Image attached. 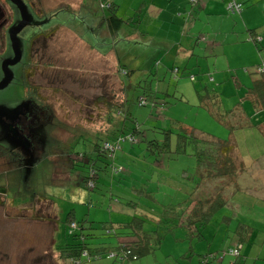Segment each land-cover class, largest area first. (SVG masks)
Segmentation results:
<instances>
[{
	"label": "rangeland",
	"instance_id": "rangeland-1",
	"mask_svg": "<svg viewBox=\"0 0 264 264\" xmlns=\"http://www.w3.org/2000/svg\"><path fill=\"white\" fill-rule=\"evenodd\" d=\"M30 1L40 16L28 11L29 21L18 32L20 56L8 65L10 79L0 88V116L14 121L28 80L40 96L32 103L54 108L55 126L48 130L51 141L39 137L42 143L18 152L19 161L15 152H0V264H64L59 249L75 242L67 233L68 214L101 228L95 231L99 238L105 226L130 228L138 222L160 237L150 246L155 235L143 233L148 251L136 260L103 255L80 264H264V106L258 110L251 102L264 98V75L255 73L264 62V0H235L239 14L223 8L209 16L195 4L189 7L191 18L156 24L152 11L138 2L113 35L105 25L97 34L90 31L95 18L108 16L97 0ZM131 1L122 0L116 15L132 13ZM190 19L197 21L194 38L180 32ZM56 24L47 35V27ZM33 29L41 36L29 61L26 38ZM247 29L260 41L254 44ZM12 53L10 44L0 53V79L1 64ZM251 77H262V83L255 85ZM137 97L146 104L138 106ZM133 120L142 133L131 143L121 142L108 157L92 150L93 144L114 140L117 130L129 131ZM190 132L226 141L231 173L214 171L213 179L205 157L174 155L177 134ZM77 152L83 153L82 162L93 161V183L82 178L93 169L70 168ZM197 162L206 176L198 173ZM186 197L187 204L197 202L194 234L182 222L190 209ZM207 197L214 205L206 220L200 211L207 208ZM239 240V255L227 254Z\"/></svg>",
	"mask_w": 264,
	"mask_h": 264
},
{
	"label": "trees",
	"instance_id": "trees-1",
	"mask_svg": "<svg viewBox=\"0 0 264 264\" xmlns=\"http://www.w3.org/2000/svg\"><path fill=\"white\" fill-rule=\"evenodd\" d=\"M199 0H196L195 3L190 4L187 0L186 2L188 3V5L191 7L193 5H197ZM107 4V3H106ZM229 4H236L238 5V10L236 11V9L234 7H232V9H230L228 7ZM116 6V5H115ZM115 6H113L111 3H108L104 8L107 9L108 11V16L106 17H97L95 18V20L93 21V25L91 26V28L93 30H90L92 33L94 32L95 34H97L98 32V27L102 28V20H110V21H114L115 25H119L121 23H123V20H121L120 18L115 16ZM101 8L100 9H104ZM224 8L226 10V12L228 14H239L241 9V5L240 3L236 2L235 0L230 1L228 0L227 2H225ZM64 11H68V7L66 9V7L63 8ZM81 9L80 7H78L76 10ZM62 10V8H61ZM71 9H69L70 11ZM44 15V14H42ZM61 24V23H59ZM59 24H57V26H59ZM110 30L109 33H115V29L117 28L116 26L114 27V25L108 23L107 25ZM107 26H105V29H107ZM49 28V27H47ZM248 30V29H247ZM47 32H49V30H47ZM50 33H47V35ZM248 34H249V39L253 41L254 44H256L258 41H260V37L255 35L254 29H250L248 30ZM198 39V38H197ZM203 39V38H201ZM264 62H259L257 63L256 67L258 66V64H261ZM177 71V70H175ZM255 73L259 74V75H264V67L263 70L261 71H257L255 69ZM124 74H127V71L124 70ZM261 78V79H260ZM252 83H255V85L257 83H262V77H257L254 78L252 80ZM25 88V92H33L34 89L32 88L30 90L29 88V83L25 82L24 85ZM125 88V86H124ZM250 90V88H249ZM256 90H258L256 88V86L254 87V91L256 92ZM142 97H137V105L138 106H143L144 104H146V99L142 98L143 101H139V99H141ZM254 98V97H252ZM260 101V103H254V99H252V105L254 107H258V110H260L261 108H263L264 106V98L263 97H259L258 99ZM129 113L124 114L122 117L123 118H127ZM108 115H106V113L103 114L102 119H106ZM129 118V117H128ZM3 122H5V125H2V122L0 121V135L4 136V139L2 140V137L0 136V141L2 140V143H4L3 141L7 140V136H5V134H9L11 137H15L14 139L17 141H21L19 140V138H17V136H15L16 133H13L11 129L8 128L9 124H7V120L4 118ZM52 122V121H51ZM51 122H43L41 124L33 122V123H29V125H27L26 127V134L29 135L31 138L29 139L28 137L25 138L27 143H33L35 142L34 139H36V142L38 143H42L43 140L40 138H44L48 141H51L50 136H48V130L52 128L53 125H51ZM106 123H108L106 121ZM109 124V123H108ZM264 124V120H262V125ZM55 126V125H54ZM53 126V128H54ZM136 126V127H134ZM52 128V129H53ZM51 129V131H52ZM6 132V133H5ZM126 132H128V135L132 137L137 135V133H142V131L139 128V125L137 124L136 121L133 120V124L132 126L129 128V131L126 130L125 128H122L121 130H117V135L118 134H122L124 135ZM124 133V134H123ZM115 134V135H116ZM165 137L164 138V142L163 144H165V147H167V145H169V143H167L166 141L168 140V136H167V131H164ZM138 136V135H137ZM40 137V138H39ZM212 138L208 137H201L198 138L197 136L194 135V133L190 132L188 134L185 133H178L177 134V141L175 143V147L174 150L172 151V153L174 155H179V154H187L189 156H194L197 161H199V158L205 157L207 159L206 164L208 167L211 166L212 164V168L213 171L210 169H206L207 172H210V174H212L211 176H213V179L216 178V173L220 174L222 172L223 175H226L228 173H231L230 171H228L229 169L226 168L227 165L231 166L230 164L232 161V151H231V146L224 140L221 139H214L215 137L211 136ZM131 139V140H132ZM23 140V138H22ZM110 140H112L110 138ZM131 140H124L127 141L128 143H131ZM123 141V142H124ZM150 145H153L154 143H151V141H148ZM1 143V142H0ZM22 143V142H20ZM45 143H48L45 141ZM155 147H157V144L155 143ZM31 148V146H30ZM103 141L101 142V144L98 146L96 144L92 145V150L99 154L104 155L105 157H108V152L106 150H103ZM152 148L150 147V150ZM204 149L208 150V152H206ZM167 150V149H166ZM11 151L15 152L16 155L18 156V158H16V155H14L15 157V161H19L21 159V157H19V151H15L11 148ZM1 154V153H0ZM76 156H78L79 158L77 159H72V163L70 168L74 169V166L77 167H82L85 169H93V171L91 172V174L89 176H84L82 178H84V182H88V179L90 180V183H93V178L94 176L97 174L96 169L93 168V165L91 164L93 161L88 159V163H87V167L82 164V159L84 157L83 153L81 152H77L74 153ZM28 157H30V154L27 155ZM70 157V156H69ZM72 157V156H71ZM81 157V158H80ZM210 158L212 159V162L210 160ZM13 160V158H11ZM76 160H80V161H76ZM195 167L199 168L198 173L202 172L205 174V169L201 168L200 164L198 165V162L196 163ZM215 171V172H214ZM206 176V174H205ZM216 181V180H214ZM4 192V188L2 186H0V203L2 201L1 199V195ZM186 198H184L186 205L188 206L189 211H188V217L183 220L182 222L185 223L186 221V228L188 229V231L192 234L197 233L198 229L197 226L195 225V217L197 216L196 213H194V209L197 206V202H193L192 199H189L188 204L186 202ZM204 200H206L208 202L207 204V208L204 209V212L200 211V213L202 214V217H205V219L207 220V217L209 216V214L212 213L213 211V205L214 202L210 201L209 197L205 198ZM169 209H173L172 207ZM194 215V216H193ZM207 215V216H204ZM205 220V221H206ZM65 221H67V233L70 234V236H72V238L75 240V242L71 243V244H67V245H63L61 249H59V255H61L64 264H72V263H77L80 264L81 262L85 261V257L80 255V252L83 249H86L87 252L90 255L93 254H100L101 256L106 255L108 252L113 251L116 254H120L122 255V259L119 260L115 257H107L109 260H116V261H133L136 260L137 258H139L141 255H146L145 253L148 251V247L146 246L147 243V238L146 236L143 235V233H153L155 235V237L153 239L150 240V242L148 243L151 246V241H156V243H158V241L160 240V237L157 233H155V231H144L143 230V223L140 224V222H138L137 224H131L130 228L126 227V226H119L117 228H111V227H104V229H106L107 231L104 232L105 235H100V238L97 237L95 231L96 230H101V228H94L95 226L92 225L91 222L86 223V221L84 219L80 220V221H72L70 220V214L67 215ZM73 223L74 227H72V229H70V224ZM94 226V227H93ZM101 234V233H100ZM100 239V240H98ZM236 244H240L241 245V241H237ZM58 249V248H57ZM128 251V253L126 252ZM134 256V257H132ZM237 257V256H236Z\"/></svg>",
	"mask_w": 264,
	"mask_h": 264
},
{
	"label": "flooded vegetation",
	"instance_id": "flooded-vegetation-1",
	"mask_svg": "<svg viewBox=\"0 0 264 264\" xmlns=\"http://www.w3.org/2000/svg\"><path fill=\"white\" fill-rule=\"evenodd\" d=\"M26 10V14L28 13V11H30L32 13L33 16H40V13H38V11L36 10V8H34L33 6V1L30 0H20ZM68 12H71V15L73 14V12L68 9ZM28 17V14H27ZM53 13H52V16ZM21 15H20V8L18 7V5H16L15 3H13L11 0H0V53H4V51H6L8 45L11 43L10 42V31L12 30V28H14V26L18 23V21L20 20ZM29 21V20H28ZM57 26V24L55 26L51 25L49 28H47V30H49V32L47 33H51ZM22 30V28L18 31L20 32ZM18 32L15 35V38L18 42ZM41 36L40 34L36 33L35 30L33 29L32 32L30 33L29 36H27V40H29V51H28V58L29 61L31 60V53L32 51H35V48H38V44L36 45V41L38 39V37ZM11 45V44H10ZM33 46V48H32ZM11 58V57H10ZM9 58V59H10ZM28 61V63H29ZM27 63V65H28ZM25 79L27 80V71L25 70ZM28 82V80H27ZM30 90L33 88V86L29 85ZM35 88V87H34ZM25 98H24V102L21 104V109L18 112V114L16 115L15 119H13L14 121L10 122L9 120H7V124H9L8 128L10 129V126L14 127V130L16 132L15 136H17V138H19V140H21L20 143L18 140L16 141L14 138L15 137H11L8 136L7 134H5V136H7V140L3 141L4 143H2V140L4 139V136L0 135L2 137V140L0 141V152L4 153L6 155L10 154L11 152V148L15 151H22L25 152L24 149H27L30 146H33L32 142L31 143H27L25 138H31L29 135L26 134V127L27 125H29V123H43V122H51L52 121V117L55 115L54 113V108L52 107L51 104L47 105L44 103V106H42L41 104H35L32 103L33 98L37 97L39 99V95L37 93V91L35 92H25ZM37 101L39 103L40 100H34ZM43 103V101H42ZM17 123H19V126L17 125ZM6 133V132H5ZM25 137V138H24ZM23 138V140H22ZM35 142L33 143H37L36 139H34ZM24 143H27V147H24ZM37 144H40L39 141ZM17 145V147H16ZM23 148H22V147ZM87 163H88V158H85V160L82 162V164H84L87 167ZM82 168V167H79ZM84 169V168H82Z\"/></svg>",
	"mask_w": 264,
	"mask_h": 264
},
{
	"label": "crops",
	"instance_id": "crops-1",
	"mask_svg": "<svg viewBox=\"0 0 264 264\" xmlns=\"http://www.w3.org/2000/svg\"><path fill=\"white\" fill-rule=\"evenodd\" d=\"M97 1H102L105 3H111L113 6H115V16L120 18L121 20L125 21L128 20L131 15L135 12V9H133V4H137L139 2V4L141 2H143L141 5H144V7L147 8V11L149 12L150 10L152 12H149V17L151 19V21L153 22L152 24H156L159 20L161 19H170L172 21H180V19L184 16H188V18H191V12L192 9H190L188 3L186 2V0H150L149 2L145 3L142 0H132L131 1V5H132V13L129 14H124L122 15H116L118 10L120 9V3L122 2V0H97ZM228 0H201L198 1L197 5V9L198 11H204L203 14L209 16L210 14H208V11H213V10H221L224 8L225 2H227ZM217 5V6H216ZM207 7V8H206ZM242 9V7H241ZM189 10V12H187ZM176 11V14L174 15V17L172 16V14ZM181 12H187L186 14H182ZM178 13V14H177ZM243 13L245 14L246 12L243 11ZM103 17H106L105 15H103ZM177 17H179V19H176ZM195 22L197 21H189V23L182 27L180 32L182 33V36L186 35L187 37H193L194 35L191 32V27L195 25ZM102 25L107 26L108 23L114 25V27L116 26L114 21H110V20H102L101 21ZM123 23L117 25L115 32L117 33V30L120 29V27L124 26L122 25ZM163 25V24H162ZM125 26L129 27H133V23L131 22H127L125 23ZM107 29L110 30V28L107 26ZM114 33H112L113 35ZM197 39V38H196ZM194 43H192V46L194 47ZM182 50V49H181ZM181 55H183V53H181ZM253 63V62H251ZM254 77H251V81L253 80ZM224 81V79H223ZM245 89V87H244ZM74 168H77L76 166H74Z\"/></svg>",
	"mask_w": 264,
	"mask_h": 264
},
{
	"label": "water",
	"instance_id": "water-1",
	"mask_svg": "<svg viewBox=\"0 0 264 264\" xmlns=\"http://www.w3.org/2000/svg\"><path fill=\"white\" fill-rule=\"evenodd\" d=\"M11 1L15 3L16 5H18V7L20 8L21 18L18 21V23L14 26V28H12V30L10 31V42H11L10 44H11L13 53L10 59L4 60L1 64L2 78L0 79V88L6 85V83L10 79L11 74L8 70V65L13 64L19 59L20 51L17 45V40L15 38V35L28 22V18H29L27 17L28 13L26 14V10L20 0H11ZM4 118L5 117L0 116V121L3 122Z\"/></svg>",
	"mask_w": 264,
	"mask_h": 264
},
{
	"label": "built area",
	"instance_id": "built-area-1",
	"mask_svg": "<svg viewBox=\"0 0 264 264\" xmlns=\"http://www.w3.org/2000/svg\"><path fill=\"white\" fill-rule=\"evenodd\" d=\"M187 1H188L190 4L196 2V0H187ZM228 7H229L230 9H232V7H234V8L236 9V11L238 10V5H236V4H229ZM263 67H264V64L261 63V64H259V65L256 67V70H257V71H261V70H263ZM127 138H129V140L132 139V137H131V136L129 137V135H125V136H124V135H118V136L115 137V139H114L112 142L103 143V148H106L107 151H108V153L110 154V153L113 152L116 148L119 147V143L123 142V141L126 140ZM132 140H133V139H132ZM71 226H73V223H71ZM239 248H240V245H239V244H236V245H234L232 248H230V249L228 250V253H229L230 255H234V256H235V255L238 254ZM126 252L128 253V251H126ZM80 255L83 256V257H85V260L98 259V258L101 257L100 254H93V255H90V254L87 252L86 249H83V250L80 252ZM106 256H107V257H112V256H113V257H115V258H117V259H119V260L122 259V255H120V254H116V253L113 252V251L108 252V253L106 254ZM132 257H134V256H132Z\"/></svg>",
	"mask_w": 264,
	"mask_h": 264
},
{
	"label": "clouds",
	"instance_id": "clouds-1",
	"mask_svg": "<svg viewBox=\"0 0 264 264\" xmlns=\"http://www.w3.org/2000/svg\"><path fill=\"white\" fill-rule=\"evenodd\" d=\"M106 5H107V4H106L105 2H102V1L99 2V8H100V7H101V8H104ZM258 65H259V64H258ZM141 99H142V98H141ZM141 99H139V100H141ZM118 135H122V134H118ZM118 135L116 134V135H114V136H118ZM108 140H110V139H108ZM112 141H113V140L106 141V142H112ZM119 144H120V143H119ZM103 150H105V149H103ZM106 151H107V150H106ZM107 152H108V151H107ZM108 155H109V153H108ZM70 226H71V224H70ZM72 227H74V224H73V226L70 227V229H72ZM235 245H236V244H235ZM239 245H240V244H239ZM233 246H234V245H233ZM233 246H232V247H233ZM240 246H241V245H240ZM232 247H231V248H232ZM229 249H230V248H229ZM229 249H228V250H229ZM239 250H240V248H239ZM227 254H229L228 251H227ZM229 255H230V254H229ZM238 255H239V251H238V254H237V255H235V256H234V255H231V256L236 257V256H238ZM101 258H102V256H101L100 258H98V259H101ZM61 259H62V258H61ZM98 259L85 260L84 262H89V261H91V260H98Z\"/></svg>",
	"mask_w": 264,
	"mask_h": 264
}]
</instances>
